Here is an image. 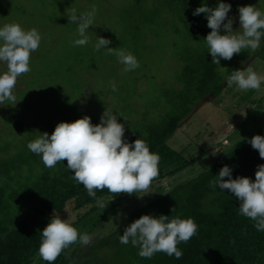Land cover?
<instances>
[{
  "label": "trees",
  "instance_id": "1",
  "mask_svg": "<svg viewBox=\"0 0 264 264\" xmlns=\"http://www.w3.org/2000/svg\"><path fill=\"white\" fill-rule=\"evenodd\" d=\"M150 1L152 5L145 6L142 5L145 0L143 2L135 0L125 12L127 29L124 31L128 37L135 40L140 36V31L148 34L154 27L153 36L147 35V40L150 37L164 38L168 41V35H173L178 40H186L184 46L180 48L185 53L178 52L176 58L174 57L178 65L172 74L176 85H155L153 101L144 104L145 112L140 116V120L129 119L132 112L128 105L134 91L132 94L122 91L124 94L122 102L128 104L117 114L119 115L117 121L124 124V135L129 142L141 138L147 142L150 151L159 155V174L152 183L163 179L171 183L158 199L144 205L114 232L116 239L114 238L115 244H112L113 253L110 259L103 263L264 264V231L258 232L253 226L255 221L240 215L239 202L234 195L228 190L221 193L219 189L211 186L224 165L233 169V179L237 176L255 179L256 168L264 164V159L259 157L258 151L246 140H250L255 135L264 136V124L260 127H251L254 130L247 132L242 140L236 141L222 151L212 166L184 179H179L178 176L195 165L206 149H200L198 154L187 159L190 156L189 151L195 146H189L186 156L184 154L186 147L182 151H177L169 146L181 122L188 118L207 97L221 96L226 88V77L239 69V66L233 64L218 70L217 66L211 63L212 58L207 53L204 37L192 32L204 17V14L193 16L192 13L205 3V0ZM211 1L206 0L208 7ZM234 1L236 6H250L249 0ZM214 2L216 3L217 0ZM262 3L264 0L260 2V7ZM171 18H174L175 23H172ZM202 21L205 22H201L203 25H207L205 18ZM260 43L254 54L256 59L262 60L264 64V37ZM132 44L134 48L131 53L134 56L138 51L148 49L145 42L140 48L135 43ZM193 44L197 48L193 47ZM248 53L247 49H243L239 55L233 56L231 62L248 60ZM81 54L79 51H72L66 59L72 60V64L78 66L76 63H79L80 58L84 56ZM113 66H111L113 76L117 78ZM52 74L54 71L48 76ZM44 76L48 80L47 83L42 81ZM52 80H49L45 73L36 78L33 75L27 81L25 90L18 96V106L24 112L20 114L21 116H17L16 124L13 125H16L17 131H25L27 135L21 148L9 150L8 143L0 144V264H35L39 254L40 231L51 218L69 209L76 214L72 226L83 225L85 232V229L93 224L89 220L92 214L98 215L104 207L112 208L114 201L129 195L114 194L103 189L96 191L95 197H89L83 186L71 179L72 173L66 168V160L57 163L54 168H47L43 165L40 156L27 149L26 145L40 134L47 132L51 135L60 122H74L84 116H89L93 124H98L100 121L99 117L92 118L84 107L78 108L77 103L74 102L75 96L73 98L66 96L63 99L61 96L67 94L60 88L63 83H55ZM55 88L60 90L55 92ZM151 110H160L161 113L148 112ZM46 113L43 124L40 125L38 116ZM237 119V117L230 119V126H233ZM80 210L84 211L77 214ZM161 214L173 217L178 215L181 219L191 217L198 225L196 235L187 243L182 242L177 245L182 251L179 259L163 252H157L151 258H143L138 255V246L133 247L130 242L128 245L119 243L120 235L134 220L142 215ZM73 253H68L67 249L63 250L53 264H71ZM39 263L47 264L42 259H38L36 264ZM84 264H94V262L86 261Z\"/></svg>",
  "mask_w": 264,
  "mask_h": 264
},
{
  "label": "rangeland",
  "instance_id": "2",
  "mask_svg": "<svg viewBox=\"0 0 264 264\" xmlns=\"http://www.w3.org/2000/svg\"><path fill=\"white\" fill-rule=\"evenodd\" d=\"M134 1L0 0V25L17 23L24 29H37L42 36L39 48L30 57L31 70L17 78L13 89L15 101L0 103V144L8 143L9 150L17 147L19 149L27 137L25 131L15 129V121L17 116H21L20 114L24 112L18 106V96L25 90L27 81L33 75L36 78L45 73L49 80L53 79L52 81L55 83H63L60 88L63 91L65 90L67 94L61 97L64 99L66 96L71 98L75 96L74 102L77 103L78 108L82 109L84 107L92 118H100L105 110L109 113H120L121 108L126 107V104H128L122 102L124 101L122 100L124 98L123 92L132 94V91H134L128 105L130 106V112H132L129 115L131 121L140 120V116L145 112L144 104H150L153 101L152 96L154 95L155 85H176L172 77L173 71L178 68L174 57L178 52L185 53L180 48L184 46L186 40H178L173 35H168V41L164 38L152 39L150 37L147 40V35L151 34L153 36L154 27L151 28L148 34L140 31V36L135 40L128 37V34L124 31L127 29L125 12L130 9ZM141 1L143 2V0ZM145 1L142 5H152L150 0ZM249 1L250 6H256L264 11V3L260 7V2H263V0ZM221 2L231 5V11L228 15L233 17V31L238 30L239 14L237 8L240 5L236 6L234 0H221ZM215 6L216 3L212 0L209 7ZM93 7L96 9V13L94 22L87 33L89 42L83 47H73L72 41L79 37L76 33L75 24L70 23L68 17L72 15L73 11L79 15L90 11ZM204 18L200 19L192 32L205 38L211 29L203 25L205 23L202 21ZM171 20H173L172 23H175L174 18H171ZM221 34L224 33L221 32ZM97 37L110 40L111 43L108 47L115 50L112 53L104 49L96 51ZM143 42L147 43L148 49L145 51L140 50L135 55L139 67L133 71H123L124 66L118 63L115 51L126 50L131 52L134 48L132 43L140 48ZM192 46L197 48L194 44ZM247 50L249 51L248 60L243 59L232 63V57L228 61L221 60L220 66L224 69L234 64L239 66L241 70L250 67L258 75L264 76V64L262 60L256 59L257 57L254 54L258 48ZM72 51H79L82 53L81 55H84L80 58L79 63H76L78 66L72 64V60L66 59V56ZM111 66L115 67L117 78H114ZM217 68L222 70L219 67ZM6 70V64L0 63V72ZM53 71L54 74L48 76ZM42 81L44 83L48 82L45 76ZM112 85H115V91H113ZM58 90L60 89L55 88L54 91L58 92ZM115 93H118V95ZM148 112L161 113L160 110ZM46 115L47 113L38 116L40 125L43 124ZM234 117L238 119L233 126H230V119ZM13 123L15 124L13 125ZM263 124L264 84L259 89L247 91H241L233 84L226 87L218 98L207 97L188 118L181 122L179 129L169 142V146L177 151H182L186 147L185 156L189 146H195L189 151L190 156L187 159L198 154L200 149H206L200 160L178 178L184 179L187 176L196 174L199 170L212 166L222 151L235 144L236 141L242 140L247 132L254 130L251 127H260ZM209 144L212 145L209 146ZM170 183L171 181L163 179L152 183L145 191L136 192L133 196H123L119 201H114L112 208L107 209L104 207L98 212V215L92 214L90 216L89 220L93 224L86 228L85 232H83V225L75 226L78 233H86L91 239L87 245H83L79 241L69 245L67 252H74L71 264H84L86 261H92L94 264H104V261H108L113 253L112 244H115L114 232L132 214L144 205L158 199ZM83 211L80 210L77 214ZM59 216L69 224L76 219V214L69 209ZM37 256L36 263H38V259H41L39 254Z\"/></svg>",
  "mask_w": 264,
  "mask_h": 264
},
{
  "label": "clouds",
  "instance_id": "3",
  "mask_svg": "<svg viewBox=\"0 0 264 264\" xmlns=\"http://www.w3.org/2000/svg\"><path fill=\"white\" fill-rule=\"evenodd\" d=\"M231 5L217 0L215 7L205 3L197 7L192 15L204 14L207 27L211 31L203 39L211 56V63L220 66L221 60H231L243 49L256 50L264 37V11L256 6L238 7L239 28L233 31V17L228 13ZM95 7L77 15L73 11L68 17L75 24L78 39L72 41L73 47H83L89 42L88 29L94 22ZM226 21V22H225ZM223 32L224 34H221ZM42 36L35 29H24L20 24L0 25V63H5L7 70L0 72V103L15 101L13 89L17 78L28 73L30 57L41 43ZM110 40L97 37L95 50L101 49L112 53L108 47ZM118 63L123 71H133L139 67L136 57L126 50L115 51ZM226 87L233 84L241 91L259 89L264 84V76L258 75L252 68L237 69L226 77ZM115 91V85H112ZM116 113L103 112L98 124H93L89 116L74 122H60L49 135L40 134L26 147L41 157L43 165L54 168L57 163L67 162L71 179L82 185L89 197H95L96 191L107 189L111 193L133 194L147 190L159 174V155L150 151L147 142L141 138L129 142L125 137L124 124L117 121ZM264 159V136L255 135L246 140ZM233 169L224 165L212 183L214 189L224 190L239 202L240 215L255 221L258 232L264 231V164L258 165L255 179L237 176L233 179ZM227 178L226 180L224 178ZM174 212V209H172ZM172 217V218H170ZM198 225L189 217L142 215L128 225L119 237V243L139 247L138 255L151 258L157 252L179 259L182 251L177 247L187 243L197 234ZM39 255L47 264H53L61 252L77 241L83 245L90 243V236L78 233V230L62 220L60 216L50 219L40 231Z\"/></svg>",
  "mask_w": 264,
  "mask_h": 264
}]
</instances>
